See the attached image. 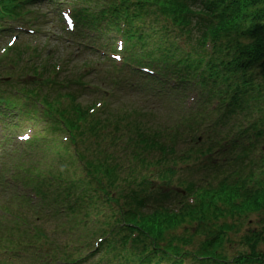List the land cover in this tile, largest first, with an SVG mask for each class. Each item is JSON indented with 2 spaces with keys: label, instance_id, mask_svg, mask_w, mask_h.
I'll list each match as a JSON object with an SVG mask.
<instances>
[{
  "label": "trees",
  "instance_id": "obj_1",
  "mask_svg": "<svg viewBox=\"0 0 264 264\" xmlns=\"http://www.w3.org/2000/svg\"><path fill=\"white\" fill-rule=\"evenodd\" d=\"M41 1L0 0V24L8 18L31 24H47V20L58 26L52 7L50 12L41 13L45 19L37 17L45 5ZM117 1L118 4L115 0H68L78 26L96 30L103 38L110 28L118 31L119 22L124 23L126 62L150 67L158 76L149 77L131 67L124 69L114 84L112 98L123 92L125 85L142 106L136 108L134 101L129 100L125 106H119L117 113H107L109 108L105 105L87 115V106H92L94 101L83 108L76 105L88 95L83 85L111 87V63L95 59L98 68L93 69L81 64L82 59L79 65L76 60H67L61 70L62 77L49 80L47 74L52 66L42 65L36 52L35 58L27 56L21 72L32 81L21 84L20 94L26 101L20 112L22 117L31 118L34 104L41 102L47 121L28 146L29 154L20 169L41 178L38 188L47 180L57 202L65 205L67 211L76 214L78 210L82 217L78 223L84 232L88 231L89 209L96 215L107 211L97 223L98 228L109 234L104 243L85 260L66 253L64 248L60 257L69 258V264H110L118 252L124 253L125 264L225 262L220 251L225 243L231 244L223 236L232 226L219 228L214 221L222 218L230 221L232 217L238 221L264 212V30L262 40L251 35L258 15L264 23V0H222L221 6L214 3L202 8L199 0ZM97 2L104 5L101 11L96 10ZM155 12L159 13L157 18L163 17V23L151 52L145 41L155 36L151 27ZM172 30L186 37L185 55L174 48L172 39L176 34H171ZM82 36L80 31L76 38ZM206 41L212 43L210 53L204 49ZM20 49V44L11 48L7 58L21 63L27 51L21 53ZM76 51L88 54L81 46H76ZM258 66L262 70L255 71L261 74L259 84L252 76ZM247 68L251 69L249 73L238 75ZM81 70L89 72L90 82L87 76H81ZM161 77L175 79L174 88L167 89ZM190 83L199 89L201 101L195 110L184 112L180 109L182 94ZM225 97L229 98L228 106L223 103ZM62 99L67 101L65 106ZM212 99L222 102V110L218 107L215 112L208 110ZM1 102L14 106L8 98H1ZM60 122L72 136L71 142L98 136L119 138L128 149L127 169L111 166L108 155L103 156L101 161L96 159L95 164L88 165V178L73 181L76 188L73 191L66 170L59 169L69 150V146L57 139ZM198 138L202 141L197 145ZM50 154H54L55 160L44 172L42 168ZM175 190L192 196L193 205L187 206L181 198H174L179 196ZM172 200L179 205L177 213L170 209ZM27 224L31 225L32 221ZM186 228L192 229L191 234L185 233ZM37 230L33 240L37 246L31 247L36 250L32 255L48 252L47 259L57 261L60 243L53 242L56 249L48 247L51 239L43 229ZM132 231H136L137 237L130 239ZM242 237L247 251L233 257L232 264H261L264 253L257 244L262 241V235ZM42 238L47 239L44 245L37 243ZM81 238L85 240V235Z\"/></svg>",
  "mask_w": 264,
  "mask_h": 264
},
{
  "label": "rangeland",
  "instance_id": "obj_2",
  "mask_svg": "<svg viewBox=\"0 0 264 264\" xmlns=\"http://www.w3.org/2000/svg\"><path fill=\"white\" fill-rule=\"evenodd\" d=\"M46 9L45 7L40 9L39 10V14L37 17H39L40 19L43 20V16L41 15V13H45ZM41 20V21H42ZM37 26L40 28V33L37 34V46L36 47H39L38 49H41L42 53L43 54H48L53 58H58L60 56V53H62L63 51V48L61 46V39H60V33L54 29L55 32H51V31H45L47 28H50L51 26L50 25H47V24H44V22H40L37 24ZM48 34V36H53V38H48V36H46L45 34ZM8 37L4 38L2 37L0 39V46L1 45H5V42L7 41ZM33 38H30V41L32 40ZM42 47H44V50H42ZM56 48L57 50L59 51V53H56ZM85 55L80 57L79 59H85ZM69 59V58H68ZM67 59V60H68ZM72 59V58H71ZM70 59V60H71ZM55 60V59H53ZM75 60V59H73ZM77 63V62H76ZM84 63V62H82ZM77 65H79V63H77ZM1 69V68H0ZM1 72V70H0ZM16 73V76H17V72ZM14 73V74H15ZM2 78H0V87L4 88V86H6L8 89L12 90L13 87L9 86V85H6L8 82H9V79H6L5 76L6 74L5 73H1L0 74ZM86 78H90V76L88 75ZM6 80V81H5ZM123 92L121 93H118L116 95V99L114 98L108 108H109V111H107V113H110L113 114V113H117V110L119 109V106H125L126 102H128L129 100H132L134 101L135 103V107L137 108V106H142L140 105L139 101H138V98L136 95L134 94H131L129 93L130 89L127 88L125 85H124V88L121 89ZM87 98V97H86ZM85 96H83L81 99H80V103L81 104H76L79 108H83V104L85 103ZM89 99V97L87 98ZM109 116H111L110 114H108ZM194 179H198V176H194ZM176 195V194H175ZM177 196H174V198H176ZM173 205H177L176 204V201L172 200V205L170 207V209L172 208ZM172 210V209H171ZM234 217L232 218H229L230 221L228 220H219V219H216L214 221V225H216L217 227H221L222 225H228V226H232L229 228V230L227 231V234H225L226 236V241L227 240H231V244H227L225 243L224 246L226 249L228 250H231V251H225V253L223 254L224 257H226L228 259V261L230 262L232 259L231 257L235 255L236 252H242L244 248H246V245L245 247H241L239 244H240V241H239V238H240V234L245 232L246 230L248 229H254L255 232H261V235L263 237L262 241L259 242L258 244V248L261 249V251L264 252V223H263V217L261 215H251V216H247L246 219H244L242 222H239L237 220H233ZM250 219V220H249ZM249 220V222H248ZM63 221V218L60 217L58 221H48V228L44 229L46 231V233L48 235H50L51 237L53 238H56V226H58L60 224V222ZM234 221H237V222H234ZM234 222V224H233ZM248 222V223H247ZM229 238V239H227ZM244 238V237H241V239ZM229 240V241H230ZM235 242V243H234ZM243 248V249H241ZM235 257V256H234Z\"/></svg>",
  "mask_w": 264,
  "mask_h": 264
},
{
  "label": "snow or ice",
  "instance_id": "obj_3",
  "mask_svg": "<svg viewBox=\"0 0 264 264\" xmlns=\"http://www.w3.org/2000/svg\"><path fill=\"white\" fill-rule=\"evenodd\" d=\"M69 26H71L70 21H69ZM116 59L119 60V59H121V57L117 56Z\"/></svg>",
  "mask_w": 264,
  "mask_h": 264
}]
</instances>
